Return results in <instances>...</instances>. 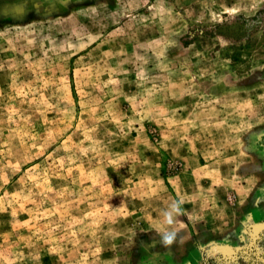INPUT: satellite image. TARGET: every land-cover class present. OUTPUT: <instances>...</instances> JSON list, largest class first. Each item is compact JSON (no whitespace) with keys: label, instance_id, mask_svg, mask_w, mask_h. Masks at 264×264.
Masks as SVG:
<instances>
[{"label":"rangeland","instance_id":"rangeland-1","mask_svg":"<svg viewBox=\"0 0 264 264\" xmlns=\"http://www.w3.org/2000/svg\"><path fill=\"white\" fill-rule=\"evenodd\" d=\"M0 264H264V0H0Z\"/></svg>","mask_w":264,"mask_h":264},{"label":"clouds","instance_id":"clouds-1","mask_svg":"<svg viewBox=\"0 0 264 264\" xmlns=\"http://www.w3.org/2000/svg\"><path fill=\"white\" fill-rule=\"evenodd\" d=\"M183 201L173 200L168 208L162 212V220L158 224L159 243L162 247L169 248L182 240L177 225L184 227L178 218L184 215Z\"/></svg>","mask_w":264,"mask_h":264}]
</instances>
